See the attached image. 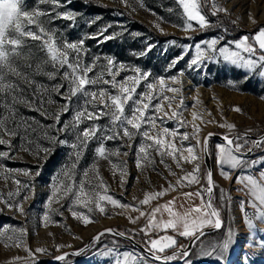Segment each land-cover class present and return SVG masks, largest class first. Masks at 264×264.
Segmentation results:
<instances>
[{
    "label": "rangeland",
    "instance_id": "obj_1",
    "mask_svg": "<svg viewBox=\"0 0 264 264\" xmlns=\"http://www.w3.org/2000/svg\"><path fill=\"white\" fill-rule=\"evenodd\" d=\"M88 1L122 10L125 15L145 25L147 34L143 36L141 32L134 29L132 21L117 10L98 14L82 5L78 6L77 2L75 7H79V10H73L72 3L75 0H59L58 5H54L51 0H23V10L35 11L38 8L44 11L46 15L40 18V23L54 35L59 45L62 46L65 41L78 43L83 40L82 59L84 63L90 65L97 57L99 58L97 67L89 74L90 76L104 72L105 78L110 80L111 77L106 71L107 60L113 59L117 69L120 68L121 63L124 66V70L119 71L116 76L120 82H124L128 76L136 75L132 71L136 67H139L142 72L150 73L147 80H142L137 86V99L140 98V94L150 91L147 88L148 83L154 85V89L151 90L154 94L159 92L161 78L165 80L166 87L179 89L176 93L166 90L159 92L161 99L152 101L153 105L161 103L162 110L159 113L154 109L149 110V115L162 118L157 121L158 127L162 125L169 130H175L178 127V120L182 119L184 124L179 126V133H188L191 137L195 125L199 129L197 138L201 142L207 132L229 136L236 134L243 136L244 133L258 136L264 132V77L259 75V69L248 72L243 68L227 64L219 56L215 61H205L200 67H188L195 54V43L213 37H222L218 47L226 44L231 47V42L248 36L249 42L253 43L257 49L256 56L264 54L251 39L261 28H264V20H258V16L264 10V0H214L217 7L227 10L217 12L215 15H213L215 11L213 0H205L201 4V11L210 22V27L201 30L193 22L195 30L189 31L183 30V9L177 0H127V4L122 0ZM64 12H71L75 20L61 18L59 13ZM106 27L110 35L114 36L113 42L106 43L107 40L104 39L105 36L110 35H104L92 41V37H99L97 34ZM33 29L38 31L34 26ZM150 35H153L154 39H151ZM149 45L153 46L152 50L147 55H140ZM184 46H189L191 51L184 55L175 67H170L173 59L184 52ZM47 59L46 50L42 48V41L27 38L23 56L17 58L15 64L33 83L16 76L9 77L17 85L15 94L21 96V99L26 102L15 104L16 120L9 124V127L15 129L18 135L8 136L0 132V138L10 142V144H0V152L8 153V156H0V194L8 204L12 205L10 208L8 204L0 201V229L4 226L23 228L26 230V235L19 247L14 243H7L6 238H0V264H45L59 253L81 247L89 238L106 227L118 229L132 236L145 247H147L145 242L150 239H156L162 235L173 236L177 241L176 246L167 249L164 253L186 246L188 238L178 235V232L171 229L158 233L152 232L145 236L140 229L146 226L147 216L140 217L135 223L130 222L129 217L135 219L139 216V212L131 208L125 209L105 204V214H100L93 204L91 205L93 211L89 213L87 208L73 203L74 195L60 199L59 202L54 201L49 207V197L52 195V186L56 177L76 160L74 149L71 147V144L76 142V132L58 131V129H62L72 120L74 113L82 105L83 99L73 98L68 104L64 98L68 90V84L63 78V73L67 71L66 67L60 69L55 79H49L46 74L55 71L50 63L44 64L43 72L36 71L37 64ZM29 64L31 67L28 66ZM173 77H176L175 82L172 80ZM61 84L64 87L60 89V93H57L56 86ZM101 87L113 94L116 92L111 85L104 84L95 86V90ZM163 96L175 97L171 102V108L168 107V101L162 100ZM4 100L11 105L12 95L0 96V102ZM181 103L182 107L177 109L176 106ZM66 104H68L69 111L65 113L62 112V108ZM234 108H239L241 111H234ZM173 110L179 111V117L175 119L164 117L165 112L171 116ZM4 111L0 109V112ZM126 113L131 115V105L126 109ZM194 113L196 119L193 117ZM56 114L60 115L59 123L55 119ZM17 124L20 125L18 128ZM93 124L100 125L105 132L110 126L109 118L102 117L94 121L85 120L79 126V131L82 132ZM227 124H232L235 128L229 130L227 127L220 126ZM144 127L147 128L148 125ZM120 132L122 136V130ZM53 138L66 141V143H53ZM249 140L252 141V139ZM99 143L100 141L95 138L91 140L79 158L75 169L77 188L80 181L84 179L83 174L86 170L89 172L88 179L90 180L95 177L98 170L99 177L107 186V194L121 204L131 205L150 214L153 209L165 205L166 199L172 194L200 190L201 186H206L204 174L207 169L203 158L200 161V183L181 186L177 184V180L185 173L192 171L193 163L182 161L181 167H177L176 162L165 157L168 165L166 168L160 163L161 157L152 152L153 163L138 168L136 161L137 150L141 144L140 136L132 140L118 138L106 141L105 146L109 153L117 149L120 153L109 155L107 159L96 155ZM220 143L210 141L209 148L215 183L212 202L220 212L224 227L202 237V245L192 247L189 262L190 264H214L215 257L201 256L202 247L221 241L227 230L231 228L237 233L236 242L225 254L220 264H264V223L254 221V228H249L244 223L240 202L249 200L250 196L243 185L235 182V178L244 170L226 168L230 178L225 179L221 175L220 167L216 162V145ZM183 144L185 147L195 146L196 139L183 141ZM248 147H252L251 143ZM44 148L49 151L45 153L42 151ZM123 153L128 154L125 156ZM245 158L248 160L264 158V146L255 149ZM113 164L119 165V169L126 170L123 178L120 170L113 168ZM262 167L264 166H257L250 170L257 179H259ZM169 168L175 175L170 174ZM25 172L29 175H25ZM37 172L40 173L38 176ZM15 180L29 187H20V195H13L9 198L8 194L16 193L18 189ZM69 182L71 181H66V183ZM94 182L98 183V181ZM170 184L175 185V189L169 188ZM85 188L88 189L87 184ZM100 191L103 192L102 189ZM156 192L165 194L151 200L147 205L140 204L146 194ZM222 195L223 200H221ZM176 199L172 207L174 211L181 214L196 207L193 197L188 199L182 196ZM17 204L24 209L23 214L16 209ZM72 211L83 212L90 216L92 222L85 224L73 217ZM247 211L251 214L254 209L249 206ZM45 214L49 215L47 222L44 220ZM168 218L167 211L163 209L156 215L157 220ZM26 248L31 250L33 254L31 257L25 250ZM106 248L118 249L121 252H135L143 259V264H162L160 261L146 257L129 242L111 235L102 236L98 244L92 245L83 254L75 257L68 256L57 264H113L110 257L101 254ZM37 249L45 251L37 252ZM182 258L177 255V258L169 264H176ZM180 264H186L185 259Z\"/></svg>",
    "mask_w": 264,
    "mask_h": 264
},
{
    "label": "snow or ice",
    "instance_id": "obj_2",
    "mask_svg": "<svg viewBox=\"0 0 264 264\" xmlns=\"http://www.w3.org/2000/svg\"><path fill=\"white\" fill-rule=\"evenodd\" d=\"M51 2L54 5L59 4V0H51ZM122 2L127 4V0H122ZM204 2L205 0H199V2L198 0H177L179 6L183 9V30H195L193 22H195L201 30L210 27V22L201 11V4ZM213 8L215 9L213 15L220 11H227L226 9L217 7L214 0ZM44 15H46V13L38 8L35 11L23 10V0H0V96L12 95L11 105H9L6 100L0 102V109L5 110L4 112H0V132L8 136L18 135V132L10 128L9 124L16 120L15 104L26 101H23L21 96L15 94L17 85L13 83L9 77L16 76L24 79L26 82L33 83L25 73L19 70L15 61L17 58L23 56V48L27 43V38L40 40L42 41V48L46 50L48 59L41 64H37L36 71L43 72L44 64L50 63L55 71L47 72L46 74L49 79H55L60 69L66 67L67 71L63 73V78L68 84V90L64 98L68 101V104L72 102L73 98L77 100L83 99L82 105L76 110L72 120L65 124L62 129H58V131L67 132L72 130L76 132V142L71 144V147L74 149L76 160L70 167L64 168L56 177L52 186V195L49 197V207L54 201L59 202L60 199L74 195L73 203L87 208L89 213L93 211L91 206L93 204L100 214H105V204L125 209L131 208L133 211H138L139 216L135 219L129 217L130 222L135 223L140 217L147 216L148 222L146 226L140 229L145 236L150 235L152 232L158 233L171 229L178 232L180 236L192 240L191 245L187 247L181 246L179 253L163 256L161 254L167 249L176 246V239L170 235H162L156 239H150L145 243L153 259L161 261L162 264H169L170 261L177 258V255H180L185 259L186 264H190L188 258L191 252L189 249L193 246L202 245V237L206 234L204 229L211 227L219 231L224 227V221L221 219L220 212L212 202L215 183L211 169H208L204 174L206 186H201L200 190L195 193H183L188 199H191L193 196L200 197L201 203L199 206L186 210L182 214L173 210L172 205L174 204V200L169 201L166 205H161L153 209L150 214H146L144 211H140L139 208L131 205L121 204L111 195L107 194V186L103 183L102 178L99 177L98 170L95 177L91 180L88 179L89 172L86 170L83 174L84 179L80 181L77 188L75 184V169L79 162V158L83 154V150L94 138L100 141L96 149V155L99 158L107 159L109 155H119L120 153L118 149L115 152L109 153L105 146L106 141L118 138L132 140L134 137L140 136L141 144L137 150L136 161L138 168L151 165L153 163L152 152H155L156 155L161 157L160 163L164 164L166 168H168V165L165 162V157H169L176 162L177 167H181L182 161L193 163L194 167L192 171L180 177L177 180V184L181 186L199 184L201 180L200 161L202 158L210 155L209 140L213 134L209 133L201 142V140L197 138L199 129L195 125L191 137L188 133L180 134L179 126H183L184 124L182 119L178 120V127L175 130H169L162 125L158 127L157 121L162 118L156 115H149V110L154 109L155 112L159 113L162 110L161 103L153 105L152 101L161 99L159 92L166 90L176 93L179 89L166 87L165 80L161 78L159 80V92L154 94V92L151 91L154 89V85L148 83L147 88L150 91L140 94V98L137 99V86L142 80H147L150 73L147 71L142 72L139 67H136L132 69L136 75L128 76L125 78L124 82H120L116 79V76L119 74V71L124 70V66L121 63L120 68L117 69L113 59L107 60L106 71L107 75L111 77L110 80L105 78L104 72L96 76H90L89 74L97 67L99 58L97 57L90 65L84 63L82 59V53H84L83 40L78 43L65 41L62 46L59 45L54 35L40 23V18ZM59 15L66 20H75V16L71 12L59 13ZM33 26L35 29H38V31H35ZM105 32H107V27L102 29L97 35L103 36ZM113 38L114 36L111 35L104 37L105 40ZM221 39L222 37H213L209 40L195 43V54L188 67H200L205 61H215L219 56L227 64L236 68H243L248 72L259 69V75L264 77V54L256 56L257 49L253 46V43L249 42L248 36H244L238 41L231 42V47L227 44L218 47ZM251 39L258 45L259 50L264 52V28H261ZM152 47V45H149L140 55H147V53L152 50ZM189 51H191V48L189 46H184V52L181 56L173 59L170 67H175ZM73 54L75 55L73 56ZM245 54H247V56ZM28 66L31 67L30 64ZM172 80L175 82L176 77H173ZM100 84L111 85V88L116 90L115 94L102 87L95 90V86ZM63 87V84L57 85V93H60V89ZM173 99H175V97H162L163 101L169 102V108H171ZM68 104L62 108V112L66 113L69 111ZM129 105H131V115L126 113V109ZM181 107L182 103L176 106L177 109ZM233 110L237 112L241 111L239 108H234ZM163 115L168 119H175L179 117L180 114L178 110H173L171 116H169L167 112ZM102 117L109 118L110 126L107 128V132L98 124H93L91 127L85 128L82 132L79 131V126L84 123L85 120L94 121ZM193 117L194 119L197 118L195 113ZM55 119L57 123H59L60 115L56 114ZM145 125H148V127L145 128ZM19 126L20 125L17 124L16 127L18 128ZM220 126L227 127L229 130L235 128L232 124ZM120 130H122V136ZM98 133L100 135H98ZM189 139H196V145L185 147L183 141ZM222 140L224 141L223 143L216 145L217 165L220 167L221 175L225 179L230 178L229 171L225 170L226 168L231 170H244L235 178V182L243 185V188L247 189V194L250 196L249 200H242L240 202V210L243 213L244 223L249 228H254V221L264 223V167H262L259 173V179H257L250 170L257 166H264V158L248 160L245 156L251 154L255 149L264 146V138L250 141L245 134L244 136L225 135L222 137ZM149 141L151 143H149ZM53 143L65 144L66 141L53 138ZM249 143H251L252 147H248ZM0 144H10V142L0 138ZM129 147H131V145H129ZM197 148H199V152H197ZM245 149H247V152H245ZM42 151L47 153L49 149L44 148ZM123 154L126 156L128 153ZM0 156H8V153L0 152ZM113 168L119 169V165L113 164ZM119 170L123 178V176L126 175V170ZM169 172L175 175V173L171 172L170 168ZM24 174L29 175L28 172ZM39 174V172L36 173L37 176ZM66 181L71 182L66 183ZM94 181H98V183ZM14 182L18 185V189L16 193L10 192L8 194L9 198L13 195L19 196L20 187H29L27 184L21 185L19 180H15ZM86 184L88 185L87 190L85 188ZM175 187V185H169V188L175 189ZM101 189L103 192L100 191ZM164 194V192L146 194L144 199L140 201V204L147 205L151 200L157 199ZM25 199H27V197H25ZM223 199L224 196L222 195L221 200ZM0 201L8 204L7 200H4L2 194H0ZM249 206L254 209V212L251 214L247 211V207ZM8 207L11 208L12 205L8 204ZM16 209L21 214L24 213V209L19 204L16 205ZM162 209L168 213L169 218L167 220L156 219L157 213H160ZM72 215L85 224L92 222L90 216L85 215L83 212L72 211ZM44 220L47 222L49 220V215L45 214ZM9 233L11 234L9 235ZM106 233L117 237H124L126 235L124 232L105 229L104 232L98 233L93 238L91 244L93 246L98 244L101 237ZM25 235L26 230L23 228L4 226L3 229H0V238H6L7 243H14L17 247L22 245ZM236 236L237 233L229 228L221 241L203 246L201 256L208 258L215 257L214 264H220V261L225 258V254L234 246ZM25 250L29 252L30 257L33 255L30 249L26 248ZM36 251L44 252L45 250L37 249ZM83 251H85V249H80L73 253V255H80ZM101 254L110 257L113 264H143V259L137 256L135 252H121L118 249L106 248ZM66 256L67 254L60 255L55 259L57 261H64Z\"/></svg>",
    "mask_w": 264,
    "mask_h": 264
},
{
    "label": "water",
    "instance_id": "obj_3",
    "mask_svg": "<svg viewBox=\"0 0 264 264\" xmlns=\"http://www.w3.org/2000/svg\"><path fill=\"white\" fill-rule=\"evenodd\" d=\"M209 133H212V134H213V136H212V137L210 138V140H209V144H210V141H218V142H221V143L224 142V141L222 140V137L225 136V134L214 133V132H207V133L204 135V137L208 136ZM245 134L248 136L249 139H252V140H257V139L264 138V132L261 133V134L258 135V136H255V135H252V134H249V133H244L243 136H244ZM236 135H238V134H236ZM233 136H235V135H233ZM204 137H203V138H204ZM246 152H247V151H246ZM248 155H249V154H248ZM203 162H204V164H205V166H206V169H207V170H208V169H211L212 174H213V168H212V163H211V156L208 155V156L204 157V158H203ZM105 229H112V230H114V231L122 232V231H120V230H118V229H115V228H112V227H106V228H103V229L99 230L94 236H92L91 238H89V239L86 241V243H85L84 245H82L81 247H79V248H77V249L68 250V251H64V252H62V253H59L58 255L54 256V257L51 258V259H49L45 264H57V263L60 262V261H57L55 258H56L57 256L64 255V254H67L66 258H67L68 256H74V257H75V256H79V255H73V253H75L76 251H78V250H80V249H85V251H83V252L81 253V254H83L84 252H86V251L92 246L91 241L93 240V238H94L98 233L104 232ZM213 231H216V230L213 229V228H211V227H207V228L204 229V232H205L206 234H208V233H210V232H213ZM206 234H205V235H206ZM105 235H110V234H107V233H106ZM111 236H112V235H111ZM114 237H117V236H114ZM117 238H120V239H123V240L129 242L133 247H135L137 250H139L141 253H143V255H145V256L148 257V258L153 259L152 256L149 254L147 247H145V246H143L142 244H140L139 242H137L132 236L126 234L124 237H117ZM191 244H192V240H191V239H188L187 244H186L185 247H187V246H189V245H191ZM191 249H192V247H191L189 250L191 251ZM179 251H180V248H175V249H173L172 251L167 252V253H163V254H161V255H163V256H168V255H171V254H173V253H179ZM81 254H80V255H81ZM183 260H184V258H182V259H181L180 261H178L176 264H180ZM160 262H161V261H160Z\"/></svg>",
    "mask_w": 264,
    "mask_h": 264
},
{
    "label": "trees",
    "instance_id": "obj_4",
    "mask_svg": "<svg viewBox=\"0 0 264 264\" xmlns=\"http://www.w3.org/2000/svg\"><path fill=\"white\" fill-rule=\"evenodd\" d=\"M76 2L78 3V6L82 5L84 8L90 10L91 12L98 13V14L111 13V12H114L115 10H117L118 12L124 13L120 9L118 10V9H114V8L104 7L103 5H99V4L95 3V2L88 1V0H75V2L72 3V9L73 10H79V7H77V6L75 7V4H77ZM124 15H125V13H124ZM125 17L129 18V20L132 21V25H133L132 27H134V29H136L137 31L141 32V34L143 36H145L147 34L148 31H147V28L145 27V25H143L142 23H140L139 21H137L135 19H132L128 15H125ZM110 34L111 33H109V31L107 30V32H105L103 34V36L104 35H110ZM101 37L102 36H99L97 38H92V41H96V40L100 39ZM150 37H152L151 39H154L153 35H150ZM111 42H113V40L112 39H108L106 43H111Z\"/></svg>",
    "mask_w": 264,
    "mask_h": 264
},
{
    "label": "crops",
    "instance_id": "obj_5",
    "mask_svg": "<svg viewBox=\"0 0 264 264\" xmlns=\"http://www.w3.org/2000/svg\"><path fill=\"white\" fill-rule=\"evenodd\" d=\"M197 191H199V190L183 191V192H179V193L172 194L171 196H169V197L166 199V201H165L164 204L166 205V204H168L169 201H173V200H174V203H175V201L177 200L176 198H180V197L184 196L183 193H188V192L195 193V192H197ZM193 198H194V204H195V206H196V207L199 206L200 203H201V201H200V197H198V196H193ZM178 235H179V234H178Z\"/></svg>",
    "mask_w": 264,
    "mask_h": 264
},
{
    "label": "bare ground",
    "instance_id": "obj_6",
    "mask_svg": "<svg viewBox=\"0 0 264 264\" xmlns=\"http://www.w3.org/2000/svg\"><path fill=\"white\" fill-rule=\"evenodd\" d=\"M258 20L259 21H263L264 20V10L261 11L260 15L258 16ZM235 258V257H234ZM232 264V263H231Z\"/></svg>",
    "mask_w": 264,
    "mask_h": 264
}]
</instances>
